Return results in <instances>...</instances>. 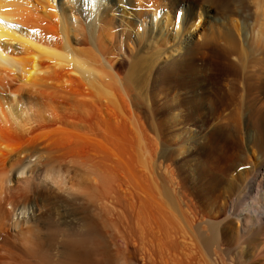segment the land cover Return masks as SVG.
<instances>
[{
    "label": "bare ground",
    "instance_id": "bare-ground-1",
    "mask_svg": "<svg viewBox=\"0 0 264 264\" xmlns=\"http://www.w3.org/2000/svg\"><path fill=\"white\" fill-rule=\"evenodd\" d=\"M100 213L143 264H264V0H0V264H88Z\"/></svg>",
    "mask_w": 264,
    "mask_h": 264
},
{
    "label": "rangeland",
    "instance_id": "rangeland-1",
    "mask_svg": "<svg viewBox=\"0 0 264 264\" xmlns=\"http://www.w3.org/2000/svg\"><path fill=\"white\" fill-rule=\"evenodd\" d=\"M192 1V0H191ZM210 5V4H209ZM208 4H201L200 5V9L201 10H203L204 8H207L208 9V7L212 10V9H214V7H215V5L214 4H211L210 6H209ZM203 6V7H202ZM202 7V8H201ZM220 14H221V12H219ZM231 15V14H230ZM229 15V16H230ZM235 15H236V17H235ZM235 15L233 14V15H231V17H229L228 16V21H229V19H230V23L229 24H238V22L237 21H239V23L240 22H242V20H243V17H244V15L242 14V13H235ZM238 17H239V20H238ZM231 21H232V23H231ZM234 22V23H233ZM243 26L244 25H240V28L242 29V30H244V28H243ZM125 70L127 69V67H125L124 68ZM213 122H214V119H213V117L212 118H210V119H208V122L207 123H202L200 126H198V128H195V127H193V128H195L194 129V132L196 133V134H194L193 135V138L191 137L190 138V136L188 135V134H181V133H176L174 136H173V138H172V141H171V143H172V145H173V148L174 149H178V148H180V147H182V146H185L186 144H190V142H192V141H194V139L195 138H198V139H202L203 137H205L208 133H209V131L211 130V128H212V126H213ZM198 130V131H197ZM201 130V131H200ZM206 132V133H205ZM200 133V134H199ZM202 133V134H201ZM199 134V135H198ZM205 134V135H204ZM195 135H197V136H195ZM200 136V137H199ZM176 138H177V140H176ZM183 138V139H182ZM163 139H167L166 137L165 138H163ZM186 139H188V140H186ZM190 139V140H189ZM183 140H185V142L183 141ZM175 141V142H174ZM179 141V142H178ZM182 143H184V144H182ZM179 146V147H178ZM196 152V151H195ZM175 154V153H174ZM174 154L171 156V158L172 157H174L175 158V156H174ZM174 158H172L171 159V161H172V163H173V160H174ZM49 159V160H48ZM49 161H50V157L48 156V155H45V156H43L41 159H40V161L39 162H37L38 163V165H37V163L36 164H34L35 165V167L37 168V171L38 172H41V173H44L45 171H46V169L48 168V166H50L51 165V162H50V165H49ZM179 179V178H178ZM181 180V181H180ZM178 182H180V184H178L176 187L179 189V188H181V186L180 185H184V186H186V187H184V186H182V190H184L186 193L188 192V194H190V196H191V198H192V194H191V191H192V186H190L189 184V182L188 181H186V183H185V181L183 180V179H180ZM39 183H41L40 182V180L38 179H36L32 184H31V186H30V188L29 189H27V190H22L24 193H27V194H37L38 192H39V190H40V187H41V184H39ZM40 185V186H39ZM190 188H189V187ZM33 188V189H32ZM189 189V190H188ZM31 190V191H30ZM21 191V192H22ZM27 191V192H26ZM30 191V192H29ZM223 192H222V196H221V198H220V200L218 201V203L212 208V209H209L208 210V208L206 207H204L205 205H203V204H201L200 202H198L199 201V199H197L194 195H193V205L195 206V208H196V210L198 211V210H200V211H198V212H200V214L199 215H202L201 214V212L202 213H204L203 214V216H206V217H204V218H206V220H208V221H216V222H218V221H220L221 220V218L224 216V214H226V213H228V211H227V209H226V202H227V199H226V193L224 192V190H222ZM32 192V193H31ZM36 192V193H35ZM228 194V193H227ZM224 196V197H223ZM85 198V197H84ZM84 198H82V199H80V200H78L77 201V204H76V210H77V212L78 213H82V211H83V209H87L89 206H90V203H91V198H89V197H87V198H85V200H84ZM190 198V199H191ZM223 198H225V199H223ZM195 199H196V201H195ZM89 200V201H88ZM223 200V201H222ZM224 200H226V202L224 201ZM88 201V202H87ZM195 202V203H194ZM220 202H223L222 204L220 203ZM200 204V205H199ZM196 205H197V207H196ZM203 207V209H201ZM225 207V208H224ZM200 208V209H199ZM81 210V211H80ZM205 211V212H204ZM207 212V213H206ZM218 212V213H217ZM206 213V214H205ZM101 214V216L107 221V223H106V225L105 224H103L102 223V221L101 220H96V219H102V217L100 216V217H96L95 219H94V222L96 223V226H97V231H96V238H95V243L93 244V246H92V248H89L90 250H93L92 251V254H91V261L90 262H88V264H143L142 262H141V260H136L133 256H132V254L131 253H127V247L129 246L130 248H131V250L133 249L132 248V246H130V245H125L124 244V242H123V240H120V238L117 236L116 237V235L117 234H115L116 233V231H115V229H114V227L112 226L113 224H111L113 221H115V217L112 215V214H104V213H100ZM104 215V216H103ZM108 215H109V217H108ZM213 217V218H212ZM111 218H113V219H111ZM209 218V219H208ZM103 219V220H104ZM111 219V220H110ZM111 222V223H110ZM105 226H106V229H105ZM104 227V228H103ZM99 230V231H98ZM58 232H61V233H58ZM56 234H58V235H56ZM64 234V235H63ZM99 234V235H98ZM68 235H69V233L65 230V229H54V236H55V239H56V242H57V245H56V249H55V251L54 252H56V250H57V252L55 253L57 256L55 257L57 260H61V259H63V260H65V257L63 258V256H62V253L61 252H63L64 250H66V248H68L67 247V243L65 244V242L67 241V237H68ZM57 236H58V238H57ZM59 236H60V238H59ZM74 237H78V234L77 233H75L74 234ZM102 237V238H101ZM71 238H73V237H71ZM70 238V239H71ZM119 238V239H118ZM118 239V240H117ZM69 240V239H68ZM71 240H73V239H71ZM115 240V241H114ZM108 241V242H107ZM55 242V243H56ZM62 242V243H61ZM97 242V243H96ZM100 242H102V243H100ZM111 242V243H110ZM217 242H219V243H217V244H221V245H223L222 247L223 248H225L226 247V243H225V241L224 240H222V242H221V240H218ZM221 242V243H220ZM61 243V244H60ZM63 243H64V245H63ZM103 244V245H102ZM122 244V245H121ZM63 246V249H62V246ZM101 245V246H100ZM220 245V246H221ZM79 246V245H78ZM77 246V247H78ZM90 246V247H91ZM97 246V247H96ZM99 246H100V248H99ZM125 246V247H124ZM225 246V247H224ZM60 247H61V249H60ZM77 247H76V251H82L83 249H82V247L81 246H79V250L77 249ZM94 247V248H93ZM110 247V248H109ZM103 248V249H102ZM113 248V249H112ZM102 250V251H99V250ZM107 249H109V250H107ZM129 249V248H128ZM112 250V251H111ZM118 250V251H117ZM131 250L129 249L128 251H130L131 252ZM59 251V252H58ZM94 251H96V252H94ZM123 251V252H122ZM100 252V253H99ZM102 252V253H101ZM111 252V253H110ZM119 252V253H118ZM120 252H122L121 254H120ZM59 253V254H58ZM108 253H110V254H112V255H110V254H108ZM61 254V255H60ZM116 254V255H115ZM118 254V255H117ZM94 255H96V256H94ZM108 255H110V256H108ZM121 255V256H120ZM215 255H216V253H215ZM61 256V257H60ZM115 256V257H114ZM131 256V257H130ZM95 257V258H94ZM113 257V258H112ZM133 257V259H131ZM119 258V259H118ZM123 258V259H122ZM102 259V260H101ZM124 259H125V261H124ZM253 258H251V259H249L248 261H250L251 262V260H252ZM80 260V259H79ZM128 260V261H127ZM132 260H134V261H132ZM78 260H76V263L77 264H82V262H81V260L80 261H78ZM105 261V262H104ZM122 261V262H121ZM227 261H228V263H230V261L227 259ZM117 262V263H116ZM249 262V263H250ZM236 264H239L238 262H235Z\"/></svg>",
    "mask_w": 264,
    "mask_h": 264
}]
</instances>
